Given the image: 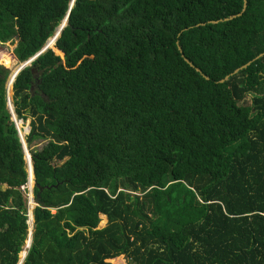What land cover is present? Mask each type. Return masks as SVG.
Segmentation results:
<instances>
[{
	"label": "trees",
	"instance_id": "obj_1",
	"mask_svg": "<svg viewBox=\"0 0 264 264\" xmlns=\"http://www.w3.org/2000/svg\"><path fill=\"white\" fill-rule=\"evenodd\" d=\"M71 1L0 0V42L29 59ZM244 3L75 0L56 50L12 84L40 198L22 264H264V0ZM10 73L0 264H19L30 227Z\"/></svg>",
	"mask_w": 264,
	"mask_h": 264
},
{
	"label": "rangeland",
	"instance_id": "obj_2",
	"mask_svg": "<svg viewBox=\"0 0 264 264\" xmlns=\"http://www.w3.org/2000/svg\"><path fill=\"white\" fill-rule=\"evenodd\" d=\"M60 29H57L56 31L60 30V32L56 33L55 37H52V43L51 45L57 40V38L60 36V33L62 32V26L59 27ZM16 40L15 41H7V42H0V64H3L5 67H7L8 69H10V71L12 72L16 67H18L19 65H21L23 63L22 62H19L16 55H15V46H16ZM57 52V51H56ZM25 62V61H24ZM28 66V65H27ZM11 74V73H10ZM13 76H11V78H8V86H9V94L11 95L12 94V82H13ZM253 92H249L247 95H246V98L244 100V103L246 104H250L251 103V99L253 97ZM9 100V98H8ZM8 108L9 110L11 111V106L10 104L8 103ZM12 119L14 120L15 118L13 117L12 115ZM15 121V120H14ZM18 126L20 127L21 129V133L23 135V140L25 142V145H26V151H27V158L26 160L29 162H32V155L29 157L28 153L31 154L30 152V149L28 148V142L26 140V135L29 133L30 131V127H29V121L30 119L28 118L25 122H22L20 121V119H18ZM21 124V125H20ZM29 128V129H28ZM27 129V130H26ZM19 131V129H18ZM37 144V141L36 143H32V146L34 147L35 145ZM40 144V143H39ZM38 145V144H37ZM32 167L33 165L30 163V166H28V163H27V168L29 169V172H30V175L32 174ZM7 186V184H1V187L2 188H5ZM23 188V187H22ZM23 191L26 192V196L28 197V195L30 196L31 200H28V215H29V222H30V227H29V232L32 231L34 233V209L37 205V203L34 201V191L32 192L31 190H28L26 191L24 188H23ZM107 221V218L106 216H103V220L101 222V225H104ZM30 244H32V235L29 233L28 234V237L27 239L25 240V247L23 246V250L21 252V258L24 257L25 253H26V249L28 246H30Z\"/></svg>",
	"mask_w": 264,
	"mask_h": 264
},
{
	"label": "water",
	"instance_id": "obj_3",
	"mask_svg": "<svg viewBox=\"0 0 264 264\" xmlns=\"http://www.w3.org/2000/svg\"><path fill=\"white\" fill-rule=\"evenodd\" d=\"M72 1H73V0H72ZM72 1H71L70 9H69V11H68L66 17L62 20L61 24H60L58 27L62 26V27L64 28V27L68 24V17H69L70 10H71L72 6L75 4V0H74L73 4H72ZM246 7H247V0H245L243 11L246 9ZM243 11L240 12V13H238V14H234V15L228 16V17H226V18H224V19H226V20H227V19H232V18H234V17H236V16H238V15H241V14L243 13ZM58 27H57V28H58ZM53 36H54V35H53ZM53 36H51L50 38H48L46 44L43 46V48H42L40 51H38L34 56H32V57H30L29 59L25 60V62L23 61V63H22L21 65L18 66V72H17V74H18L22 69H24L27 65H30L31 62H32L34 59H36V58L38 57V55L41 54L42 52H44L47 48H49V47L54 48V46L51 45V43H52V37H53ZM54 49H55V48H54ZM55 50H56V49H55ZM61 51H62V50H61ZM57 53H59V52H57ZM263 55H264V52H262V53H260L259 55H257L256 58H259V57H261V56H263ZM256 58H255V59H256ZM187 60H188V59H187ZM188 61H189V60H188ZM252 61H253V60H252ZM252 61H249L248 63L242 65L241 67H239V68H237V69H235L234 72L228 74L225 78L221 79L220 81H225V80H227L232 74L237 73L240 69L247 67ZM190 63H191V65H193L192 62H190ZM197 69H198L199 71H201L200 68H197ZM32 70H33V72H37V69H36L35 67H33ZM17 74H16V76H17ZM207 77H208V76H207ZM15 79H16V77H15ZM15 79H14V81H15ZM14 81H13V82H14ZM13 82H12V84H13ZM8 98H9L8 103H9L10 106H11V113H12L13 117L15 118L14 120H15L16 126H17V128L19 129V135H20L21 141H22V143H23L24 151H25L26 158H27L26 145H25V142H24V140H23L24 138H23V135H22V133H21V129H20V127H19L18 124H17L19 121H18V118H17L16 112H15V108H14V105H13V102H12L11 95L9 94V86H8ZM20 121L24 122L23 120H20ZM29 127H30V130H31L30 121H29ZM29 132H30V131H29ZM27 162H28V161H27ZM29 163L32 164V162H30V161H29ZM32 165H33V164H32ZM33 174H34V171H33ZM28 177L30 178V175H29ZM34 183H35V181H34ZM39 199H40V198H39V196H38L37 198H34V201H35L37 204H39V201H40ZM30 232H31V234H33L32 231H30ZM22 262H23V259H20L19 264H22Z\"/></svg>",
	"mask_w": 264,
	"mask_h": 264
},
{
	"label": "bare ground",
	"instance_id": "obj_4",
	"mask_svg": "<svg viewBox=\"0 0 264 264\" xmlns=\"http://www.w3.org/2000/svg\"><path fill=\"white\" fill-rule=\"evenodd\" d=\"M73 2H74V0L72 1V4H73ZM57 29H60V28L58 27ZM57 29H56V30H57ZM62 29H63V28H62ZM55 32H56L57 35H58V33L60 32V30L55 31ZM56 33L54 34L53 37H55ZM60 34H61V33H60ZM17 72H18V67H16V68L13 70V73L10 75L9 78H11V76H13L12 79L14 80V78L16 77ZM28 155H29V157H30V154H29V153H28ZM31 160H32V159H31ZM30 177H31V183H33V182H34V177H33V167H32V174L30 175ZM30 246H31V244H30ZM30 246H29V248H30ZM29 248H28V251H29ZM28 251L25 253V255H24V257H23L22 259L25 258V256L27 255Z\"/></svg>",
	"mask_w": 264,
	"mask_h": 264
},
{
	"label": "clouds",
	"instance_id": "obj_5",
	"mask_svg": "<svg viewBox=\"0 0 264 264\" xmlns=\"http://www.w3.org/2000/svg\"><path fill=\"white\" fill-rule=\"evenodd\" d=\"M25 152V151H24ZM25 158H26V154H25ZM26 163H28V166H30V163L29 162H27V160H26ZM32 164H33V161H32ZM33 171H34V169H33ZM30 175V172H29V169H28V176ZM34 181H35V177H34ZM28 184H30V188L28 189V190H31L32 192L34 191V186H35V183L33 182V183H31V177L29 178L28 177V182L26 183V184H24V185H28ZM33 197H34V195H33ZM27 199L28 200H31V198H30V196L28 195V197H27ZM38 205V204H37ZM30 223V222H29ZM30 234H31V232H29ZM32 235V242H33V234H31ZM26 257V256H25ZM25 259V258H24Z\"/></svg>",
	"mask_w": 264,
	"mask_h": 264
},
{
	"label": "built area",
	"instance_id": "obj_6",
	"mask_svg": "<svg viewBox=\"0 0 264 264\" xmlns=\"http://www.w3.org/2000/svg\"><path fill=\"white\" fill-rule=\"evenodd\" d=\"M26 191H28V189L30 188V184H28V185H23L22 186Z\"/></svg>",
	"mask_w": 264,
	"mask_h": 264
}]
</instances>
